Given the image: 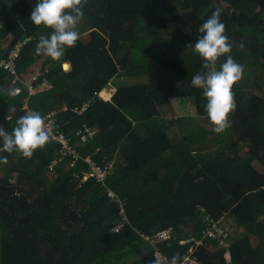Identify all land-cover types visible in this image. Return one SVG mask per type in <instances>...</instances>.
<instances>
[{"label": "trees", "instance_id": "16d2710c", "mask_svg": "<svg viewBox=\"0 0 264 264\" xmlns=\"http://www.w3.org/2000/svg\"><path fill=\"white\" fill-rule=\"evenodd\" d=\"M36 3L0 0V62L20 45L14 75L0 69V126L11 132L24 107L51 114L79 160L58 162L60 146L51 140L31 158L0 152L7 158L0 163V264H151L154 247L142 235L165 230L171 238L157 248L181 260L208 216L231 217L244 232L226 239L229 262L217 241L205 240L197 248L203 264H264V0H88L79 39L59 60L35 51L52 31L31 21ZM216 8L230 40L245 45L230 53L245 72L221 134L203 90L191 84L203 63L194 42ZM32 78L45 84L28 94ZM107 85L115 92L104 102L97 94ZM9 88L18 93L4 95ZM184 100L195 112L183 119L188 126L171 106ZM86 102L82 114L71 112ZM84 128L94 134L80 140L75 134ZM87 156L113 165L105 186L82 181Z\"/></svg>", "mask_w": 264, "mask_h": 264}, {"label": "clouds", "instance_id": "9594fccd", "mask_svg": "<svg viewBox=\"0 0 264 264\" xmlns=\"http://www.w3.org/2000/svg\"><path fill=\"white\" fill-rule=\"evenodd\" d=\"M87 3L88 0H37L30 19L36 26L43 24L52 31L50 35L39 37L36 53L59 60L65 55L66 48L75 47L79 39L76 28L84 17ZM221 14V9L216 8L199 27L200 35L194 42V50L202 58V71L197 72L191 80L194 87L203 90L207 101L205 110L214 126L213 131L217 134L225 132L231 126L229 117L237 108L233 88L245 72L244 65L236 62L230 54L234 45L241 50L245 45L243 41L230 40ZM222 56L227 58L217 69V61ZM3 94L12 97L16 91L9 88ZM10 111H15V108H10ZM51 136L52 129L44 116L38 111H30L16 120V126L11 132L0 126V138L3 141L0 152L19 151L24 157L31 158L37 149H43L50 143ZM0 163H7V158L0 157ZM179 260L180 255L176 253L167 264H178ZM151 264H161V261L155 258Z\"/></svg>", "mask_w": 264, "mask_h": 264}, {"label": "built area", "instance_id": "2783aa9c", "mask_svg": "<svg viewBox=\"0 0 264 264\" xmlns=\"http://www.w3.org/2000/svg\"><path fill=\"white\" fill-rule=\"evenodd\" d=\"M19 48H20V45H17L14 48V50L8 55L7 61L6 62H4V61L0 62V69H2L3 71H7L11 75H14L13 61L19 53L18 52ZM16 79L17 78L15 77V80ZM34 81H35V78H32V79L28 80L25 84V87H26L28 94L33 93L35 89H38L41 85L45 84L43 81L40 84H34ZM104 90L108 91L109 96H112V94L114 93V89L111 86H107L106 88H104ZM15 91L17 94L18 89H15ZM97 97L99 99H102L100 97V93L97 94ZM102 100L104 101V99H102ZM88 106H89V102H86L81 107L73 108L71 110V112L74 114L80 115L84 111H86ZM24 109H25L26 113L29 112L25 107H24ZM44 118L46 120V123L52 129L51 141L56 142L60 146L57 161L62 162L65 159H68V160H70V163H71L70 165L73 166V164L79 160V154H78V151L75 149V146L73 144H71L70 141H68V139H66L62 135V133L57 131L56 126H55V119H54V117H52L51 114L44 116ZM91 131L92 130H90L88 128H84L83 131L77 132L75 134V136H78L80 138V140H83L85 137L90 136ZM83 162L86 164L87 172L89 169V175H90L89 178H92L94 180H101V182H98V183L101 184L102 186H105V180H106L107 176H109L108 174L110 171L108 165H110V164L101 167L93 161V158L91 156L85 157L83 159ZM107 195L110 198H112L111 196H114L115 200L117 198H119V196L117 194H115L114 192H112L110 190L108 191ZM123 210L124 209L120 208V213L122 216H123ZM125 219H126V217H123L121 219V221L119 223H117V225L114 226V228L112 229L113 233H117L122 228V221H124ZM205 221H206L207 225L203 231L202 238L198 239L196 237L195 238L191 237V239H189L187 241L189 243H192V246L187 251V253L185 255H183L182 259L178 262V264H203L197 255V248L204 245L205 240L217 241V244L219 245V247L225 249L226 255L230 256V252H229L230 244L226 241V239L228 238L229 235L226 232L222 223L220 221H214L209 216L206 217ZM142 237L146 242H149L154 247L153 260L155 258H158L161 261V264H167L169 257H167L165 254H163L157 248V244L162 242V241L169 240L171 238V231L170 230L161 231L153 237H149V236H145V235H142Z\"/></svg>", "mask_w": 264, "mask_h": 264}, {"label": "rangeland", "instance_id": "374dc122", "mask_svg": "<svg viewBox=\"0 0 264 264\" xmlns=\"http://www.w3.org/2000/svg\"><path fill=\"white\" fill-rule=\"evenodd\" d=\"M14 1L15 0H6V3L8 4V5H11L12 3H14ZM169 54V53H168ZM37 70V69H36ZM112 86V85H111ZM115 90V89H114ZM16 95V94H15ZM185 102H183V103H185L184 104V106L183 107H179V105H178V102L177 101H172V103H171V106H172V109H173V111H174V118H182V120L183 119H190L189 117H194L195 116V112H194V110H193V108L190 106V105H188V103H187V101L188 100H184ZM184 108V109H183ZM166 117H168V116H166ZM195 119V118H194ZM183 122L188 126V122L186 121V120H183ZM192 124V123H191ZM204 126H206V128L207 129H210V127L207 125V124H205ZM174 131L175 132H177L178 133V135L180 136V127L179 126H175L174 127ZM93 134H94V132L93 131H91L90 132V136H88V137H92L93 136ZM181 135H182V133H181ZM109 166V169H110V171H109V174H110V172L112 173L113 172V165L112 164H110V165H108ZM49 170H51V167H49ZM260 170V172L264 175V169H259ZM108 174V175H109ZM53 176L51 175L49 178H52ZM90 177V175H89V169H88V172L82 177V181H86L88 178ZM105 180V179H104ZM103 180V181H104ZM95 183H98V182H101V180H95L94 181ZM99 184V183H98ZM110 189H106V192H105V194H106V196H107V198L109 199V200H111L112 202H114V201H116L115 199H114V196H111L112 198H110V197H108V195H107V193H108V191H109ZM111 191V190H110ZM113 192V191H112ZM120 208H123V203H122V205H120ZM222 225L224 226V228H225V230H226V232L228 233V235H230L231 237H234L235 235H237V236H242L241 234H238V232L240 231V230H238V226H237V224L234 222V220L231 218V217H227V218H225L224 220H223V222H222ZM225 258H226V260L229 262V256L228 255H225Z\"/></svg>", "mask_w": 264, "mask_h": 264}, {"label": "crops", "instance_id": "0c3cea01", "mask_svg": "<svg viewBox=\"0 0 264 264\" xmlns=\"http://www.w3.org/2000/svg\"><path fill=\"white\" fill-rule=\"evenodd\" d=\"M67 67H68V66L63 65V71H64V72H67V71L69 70V67H68V68H67ZM107 86H108V85H107ZM107 86H106V87H107ZM109 86H110V85H109ZM106 87H105V88H106ZM111 87H112V86H111ZM113 89H114V88H113ZM106 92L108 93L107 90H106ZM114 92H115V90H114ZM108 95H109V93H108ZM110 98H111V96H109L107 100L104 99V101H108V100H110ZM238 230H240V231L238 232V234H241V235H242L244 231H243L242 229H240V228H238Z\"/></svg>", "mask_w": 264, "mask_h": 264}, {"label": "bare ground", "instance_id": "6f19581e", "mask_svg": "<svg viewBox=\"0 0 264 264\" xmlns=\"http://www.w3.org/2000/svg\"><path fill=\"white\" fill-rule=\"evenodd\" d=\"M68 68V67H67ZM100 97L102 98V99H108V97H109V95H108V93L106 92V90H103V91H101L100 92Z\"/></svg>", "mask_w": 264, "mask_h": 264}]
</instances>
